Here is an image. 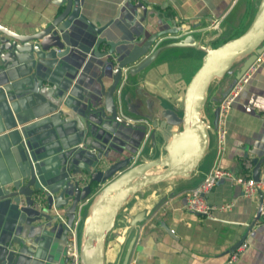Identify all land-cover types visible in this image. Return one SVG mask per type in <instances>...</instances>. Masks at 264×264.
Returning <instances> with one entry per match:
<instances>
[{
    "label": "crops",
    "instance_id": "0c3cea01",
    "mask_svg": "<svg viewBox=\"0 0 264 264\" xmlns=\"http://www.w3.org/2000/svg\"><path fill=\"white\" fill-rule=\"evenodd\" d=\"M54 1L0 0V24L20 33L39 31L60 9ZM139 2L81 0L82 13L97 27L109 25L98 35L84 20L75 21L68 31L72 49L61 58V67L49 69L27 54H14L7 66H0V83L14 89L32 83L21 76L28 75V70L37 72L43 85L58 84L64 77L57 93L83 117L87 127L86 133L81 132L76 122H66L67 114L39 95L25 93L1 102L0 189L29 180L24 139L38 177L57 191V196L64 194L66 203L71 202L75 191L68 184V169L88 160L86 143L106 146L104 165L128 157H138L139 163L165 155L172 131L181 127L166 126L162 112L172 109L183 114L186 88L207 50L216 46L210 41H217L242 23L250 0H144V6ZM151 37H156L150 52L156 53L154 59L140 72L123 69L115 94L119 115L126 124L103 119V86L108 88L113 83L116 68L110 63V55L119 62L135 45ZM189 38L192 42L186 43ZM101 39L105 41L99 42ZM111 48L114 54H110ZM243 62L244 58L227 76L210 85L203 117L211 125L213 138L210 135L197 169L190 177H174L146 187L124 205L106 241L105 264H264V217L260 215L264 186L248 197L240 181L254 175L264 180V63L227 117L222 149L216 138L217 104ZM137 125H145L147 130ZM216 165L230 171L233 178L219 181L207 194L209 203L217 207L214 216L190 211L186 207L188 196ZM98 187L83 201L82 208L94 199L101 185ZM5 193L0 192V196ZM1 198L0 256L4 258L0 264H74L70 258L67 262L68 233L59 227L43 230L46 219L16 211ZM79 217L82 219V211ZM243 243L247 248L230 263L232 252Z\"/></svg>",
    "mask_w": 264,
    "mask_h": 264
},
{
    "label": "water",
    "instance_id": "95a60500",
    "mask_svg": "<svg viewBox=\"0 0 264 264\" xmlns=\"http://www.w3.org/2000/svg\"><path fill=\"white\" fill-rule=\"evenodd\" d=\"M124 1L125 3L130 2V0ZM54 3L59 5L60 9L50 23L39 31L29 34L20 33L0 24V33L3 34L1 37L3 42L0 46V66H7L14 54H27L31 56L33 61L49 69H54L56 66L61 67V58L68 55L72 49L71 34L68 31L75 21L84 20L98 35L102 34L109 25L97 27L91 19L82 13L81 0H55ZM138 5L144 6V0H140ZM81 29L86 28L82 26ZM177 31L176 28L175 32ZM192 38L194 39V36ZM192 38L186 39V43H190V39L192 42ZM155 40L156 37H151L142 45H135L129 55L119 62H115L110 55V63L116 68L113 71V83L108 88L103 86L105 107L100 109L103 119L115 121L118 124H126L119 115L115 101V94L122 80L123 69L128 67L132 73L144 70L156 55V53H150ZM103 41L105 39H101L99 42L103 43ZM263 44L264 0H261L252 23L243 34L207 50L202 65L193 75L186 88L183 114L179 115L177 111L172 109H165L162 112L166 126L181 127L172 131V137L164 147L166 153L163 157L154 159L151 156L153 159L147 161L141 159L138 164L133 166L132 157L104 165V158L108 155L106 146L96 147L94 143L88 145L85 142L88 149H85L84 153L88 160L85 164L82 161L83 163H79L80 166L71 165L68 169V184H72L75 191L71 202L66 203L64 194L57 196V191L43 183L38 177L37 165L34 163L35 160H33L27 141L24 139L23 145L28 153L30 163L29 180L23 185L10 183L8 187L0 189V192H6L0 196V198L2 197L1 200H8L13 209L23 214L36 217L38 220L46 219L47 223L43 224V230L48 227L52 229L59 227L67 234L69 227L74 224L78 217L83 201L90 199L94 190L101 185L98 189L100 195L96 199L83 229L81 257L85 264H105L106 241L115 227L119 212L124 205L146 187L174 177H190L204 158L210 143L211 125L204 119L203 111L211 83L217 78L225 77L235 63L244 58L243 65L234 79L235 82L256 59V52L263 50ZM12 51L13 54L7 53ZM110 54H114L112 48ZM28 72V75H26L27 72L21 74L22 78L28 80L30 78L32 81L28 87L14 89L0 83V103L5 100L12 101L13 96L25 93L42 96L61 113L67 114L66 122H76L80 131L86 133L87 127L83 117L67 105L57 93V88L61 87V81L64 80V77L58 84L43 85L36 75L37 72L30 73L29 70ZM22 80L24 81V79ZM1 109L2 107H0ZM136 128L147 130L145 125H137ZM157 128L158 122L155 123L153 136H155ZM111 131L116 133L114 130ZM81 143L83 142L81 141L79 144ZM93 149L96 151H92ZM255 176L257 177V175ZM112 180H114L113 183L106 186ZM38 196L42 200L40 207L37 206ZM54 209L64 211L67 223L60 221L55 214H51ZM14 243L16 242L14 241ZM30 243L28 242V244ZM3 258L4 256H0L1 262H3ZM68 260L69 257L67 262Z\"/></svg>",
    "mask_w": 264,
    "mask_h": 264
},
{
    "label": "built area",
    "instance_id": "2783aa9c",
    "mask_svg": "<svg viewBox=\"0 0 264 264\" xmlns=\"http://www.w3.org/2000/svg\"><path fill=\"white\" fill-rule=\"evenodd\" d=\"M256 59L252 62V64L247 68V70L234 82V84L229 88L227 93L221 98L218 107H217V126H216V133L218 138V143L220 149L224 146L225 139H226V120L230 111L238 99L246 85L250 82V80L254 77V75L258 72L261 65L264 63V48L261 52H256ZM126 68V67H125ZM124 68V69H125ZM129 69V68H128ZM145 123V121H142ZM82 144V143H81ZM82 147V145H81ZM92 151H96L93 149ZM138 157L132 158V166L137 164L139 159ZM225 178H233V174L216 165L213 167L210 172L207 174L204 181L195 187L191 194L188 196L186 207L195 213L200 215H204L207 217H213L214 211L216 210V206L209 203L207 199V194L216 186V184L225 179ZM243 185V192L244 195L250 197L254 195L258 190L262 189L264 186V180L257 178L255 175L253 177L240 179ZM87 183V182H85ZM42 204L41 198L38 196V203L37 206L40 207ZM224 208L221 206L220 209ZM82 207H80L79 212L81 211ZM54 214L56 217L65 223L66 216L64 211L61 212L58 209H54ZM261 217H264V205L261 207ZM79 214L72 226L69 227L68 231V240H67V250L68 256L72 260L74 264H79L80 261V242L78 237V226H79ZM173 232V231H172ZM247 243H243L242 245L238 246L234 252H232L229 262L233 263L237 261L241 255V253L247 248Z\"/></svg>",
    "mask_w": 264,
    "mask_h": 264
},
{
    "label": "rangeland",
    "instance_id": "374dc122",
    "mask_svg": "<svg viewBox=\"0 0 264 264\" xmlns=\"http://www.w3.org/2000/svg\"><path fill=\"white\" fill-rule=\"evenodd\" d=\"M260 2H261V0H250V3L248 4V6H249L248 8L249 9H248V12L246 14L247 16L246 17L245 16L241 17L242 18V23L234 26V28L232 27L231 29H229V31L224 32V30H222V32H224L222 34V36H219V39L217 41H212V42L210 41V43L213 44V45H217L218 43H220V42H222L224 40H227V39H230V38H235V37H238L241 34H243L244 31L252 23V21L254 19V16H255V14H256V12L258 10V7H259ZM216 27L218 28V26H216ZM239 62H240V60L237 61V63H239ZM218 104H217V107H218ZM216 119H217V115L215 117V120ZM210 135L212 136L213 135V132ZM212 138H213V136H212ZM216 138H217V135H216ZM137 164H138V162H137ZM113 181L114 180H112L111 182H109L108 184H106V186L109 185L110 183H113ZM99 195H100V192L98 190L97 191V195L94 196V199L89 204H87V206H84L82 208V210H81L83 217H82V219L79 220V226H78V230H79L78 231V237H79V242H80V255H79L80 256V261H79V264H84V262H82V257H81V244H82V241H83V229H84V226H85L86 221L89 218L88 216H90L92 207H93L94 203L96 202V199L99 197ZM81 211H80V214L79 215H81Z\"/></svg>",
    "mask_w": 264,
    "mask_h": 264
},
{
    "label": "trees",
    "instance_id": "16d2710c",
    "mask_svg": "<svg viewBox=\"0 0 264 264\" xmlns=\"http://www.w3.org/2000/svg\"><path fill=\"white\" fill-rule=\"evenodd\" d=\"M227 40H229V39H227ZM227 40L222 41V43L226 42ZM220 44H221V42L218 43L217 45H220ZM217 45H216L215 47H217ZM228 74H229V73H228ZM228 74H227V75H228ZM227 75H226V76H227Z\"/></svg>",
    "mask_w": 264,
    "mask_h": 264
},
{
    "label": "bare ground",
    "instance_id": "6f19581e",
    "mask_svg": "<svg viewBox=\"0 0 264 264\" xmlns=\"http://www.w3.org/2000/svg\"><path fill=\"white\" fill-rule=\"evenodd\" d=\"M85 264V263H84Z\"/></svg>",
    "mask_w": 264,
    "mask_h": 264
}]
</instances>
